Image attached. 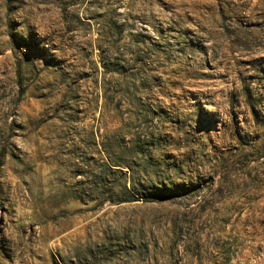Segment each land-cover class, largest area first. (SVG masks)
Instances as JSON below:
<instances>
[{"label": "rangeland", "instance_id": "1", "mask_svg": "<svg viewBox=\"0 0 264 264\" xmlns=\"http://www.w3.org/2000/svg\"><path fill=\"white\" fill-rule=\"evenodd\" d=\"M0 264H264V0H0Z\"/></svg>", "mask_w": 264, "mask_h": 264}]
</instances>
